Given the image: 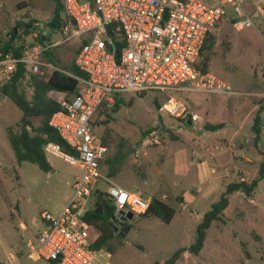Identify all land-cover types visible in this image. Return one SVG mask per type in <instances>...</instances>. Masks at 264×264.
Returning <instances> with one entry per match:
<instances>
[{"label":"rangeland","instance_id":"rangeland-1","mask_svg":"<svg viewBox=\"0 0 264 264\" xmlns=\"http://www.w3.org/2000/svg\"><path fill=\"white\" fill-rule=\"evenodd\" d=\"M59 2L62 4L64 0H0V46L10 39L18 23L35 26L27 32L23 27L18 31L17 41L25 52L41 45L38 40L41 36L47 44L57 45L47 51L48 55L47 52L40 55V71L45 75L51 72L45 64L52 61L55 66L70 71L81 46L77 39L58 45L63 39L60 28L54 29L49 23ZM243 6L249 14L256 13L249 0H243ZM60 16L64 19L63 10ZM236 20L229 10L212 29L216 40L208 73L237 94L125 93L116 113L97 114L93 118L95 132L107 140L109 151L105 160L114 157L119 148L127 154L117 174L109 178L129 191L140 192L148 201L151 197L161 200L167 194L166 202L176 210L169 224L138 214L126 220L132 225L126 238L116 236L110 244L111 250L103 249L111 253L110 264H164L180 249L186 251L175 264H264V174L260 172L264 166V40L254 28L237 31L233 26ZM256 25L262 29L259 18ZM201 61L202 58L199 64ZM24 88L31 98L33 90L29 83ZM171 96L186 103L187 118L175 119L160 110ZM22 116L10 99L0 95V264H50L27 258V244L43 229L42 213L57 215L73 197V182L82 175V170L51 153H46L51 166L49 172L34 163L17 164L8 129L17 128ZM256 119L261 130L257 142L252 126ZM38 122L39 118L35 119V124ZM210 124L222 125L220 130L225 132L221 138L227 143L220 146L219 141L212 139L211 145L210 138L202 136ZM232 130L236 131L233 143L229 137ZM204 143L211 148L208 154L215 157L228 160L233 150L238 154L235 163L241 165L243 172L235 169L231 172L233 177L223 183L242 181L243 177L249 182L261 176L262 180L252 196L247 197L241 191L230 196L223 221L211 225L203 249L193 255L189 248L195 243L202 214L210 210L223 192L212 182L205 187L195 179L197 161L194 166L190 161L194 150L202 148ZM175 151L180 153V168L174 161ZM219 163L228 166L222 159ZM108 172L104 161L103 173L108 175ZM225 172L222 169L218 175ZM189 196L192 199L184 206L181 199ZM18 252L21 253L17 255ZM104 261L102 257L96 263L104 264Z\"/></svg>","mask_w":264,"mask_h":264},{"label":"built area","instance_id":"built-area-1","mask_svg":"<svg viewBox=\"0 0 264 264\" xmlns=\"http://www.w3.org/2000/svg\"><path fill=\"white\" fill-rule=\"evenodd\" d=\"M249 1L255 14L245 10L243 0H64L60 24L63 39L58 45L72 39L80 42L82 47L74 64L85 78L45 64L50 71L77 79L79 86L71 95L51 93L61 110L52 115L49 126L74 155L63 153L51 142L44 150L78 165L82 175L74 179V195L60 213H42L43 229L28 242L27 258L55 264H97L103 257L104 264H110L111 253L91 246L93 240L85 219L92 208L94 191L107 194L119 222H125L129 213L145 214L150 201L103 173L109 148L102 135L95 132L93 118L99 112L110 113L125 93L237 94L212 74L201 73L196 64L208 33L229 10L236 16L233 26L237 31L254 28L264 40V0ZM257 18L262 29L257 28ZM54 46L38 45L21 59L6 55L0 60L3 83L11 80L18 63L25 64L30 73H38L40 55ZM160 110L175 119H185L189 114L186 103L174 96Z\"/></svg>","mask_w":264,"mask_h":264},{"label":"trees","instance_id":"trees-1","mask_svg":"<svg viewBox=\"0 0 264 264\" xmlns=\"http://www.w3.org/2000/svg\"><path fill=\"white\" fill-rule=\"evenodd\" d=\"M61 10H63V4L59 2L57 11L54 13L53 19L49 23L54 29H59L60 23L63 22L60 16ZM224 17H226V15L223 16L222 19ZM216 25L217 23L213 28ZM22 27L24 31L27 32L28 29L35 26H33L32 23H18L11 31L10 39L0 46V60L9 54L16 59H21L24 56L25 51L17 41L20 39L18 31ZM212 29L208 33L200 53L199 60L202 58V61L199 64L198 60L196 64L198 70L204 74L208 73L211 57L214 52L213 49L216 38L211 33ZM38 40L44 44L42 36ZM81 47L82 45L80 48ZM48 53L49 52L46 54L48 55ZM51 64L54 65L53 61ZM70 72L76 77L85 78V75L76 68L75 64L71 67ZM26 82L29 83L33 90L31 98H28L24 88ZM78 86L79 82L77 79L61 71H51L47 75L42 73V71L30 73L23 63L17 64L16 71L10 81L0 85V95L10 99L23 113L20 122L17 124V128L8 129L9 143L17 164L21 165L23 162H30L37 164L41 170L49 172L51 166L46 159L44 147L50 142L59 145L63 153L74 155L73 151L62 140L58 132L49 126V121L55 112L61 110L60 105L51 98V93L53 91H58L66 95H71L76 92ZM122 101V96L118 97L116 105L111 111L112 113H116L119 110ZM101 114L102 113L99 112V115ZM37 118H39V122L35 124V119ZM108 118H112L111 115H109ZM252 126L256 135L255 142H257L261 132L258 119L255 120ZM221 127L222 125L214 127H212V125H206V128L210 130H217ZM103 143L107 145V140L104 139ZM126 157L127 154L119 148L114 157L105 160L106 165L109 167L108 177H113L117 174ZM260 172L264 174L263 165L261 166ZM261 180L262 176L250 183L246 181H236L227 185L219 200L213 203L210 210L203 215L202 221L197 227L195 243L189 248L191 254L198 255L201 252L211 225L214 222L223 221L224 211L229 206L230 196L239 191L243 192L247 197L252 196ZM92 199V208L85 218L90 227V235L93 240L91 241V246L98 250H111L110 244L113 239L116 236L125 239L132 225L127 221L119 222L115 218V206L106 193L97 189L94 191ZM175 214L176 210L174 207L157 197H153L151 198L148 211L141 216L158 218L162 222L169 224ZM185 251L186 250L183 249L178 250L164 264H175ZM50 264L55 263L51 262Z\"/></svg>","mask_w":264,"mask_h":264},{"label":"crops","instance_id":"crops-1","mask_svg":"<svg viewBox=\"0 0 264 264\" xmlns=\"http://www.w3.org/2000/svg\"><path fill=\"white\" fill-rule=\"evenodd\" d=\"M43 40H44V43L47 44L45 37L43 38ZM210 125H212V124H210ZM206 129H207L205 131L206 133L205 134L202 133V136L209 137L210 139H209L208 142L210 144L212 143V139H216L217 141H219L218 144H221L220 146H222V144L227 143V141H223V139L221 138V135L225 132L224 130L217 129V130H214V132H212V130H210L208 128H206ZM208 132H210V133H208ZM235 132H236L235 130H232L231 135L229 136L232 139L231 140L232 143H233V141L236 140L235 139V135H234ZM232 143H231V145H232ZM204 148H206V149L209 148V150L207 151ZM215 149H217V147H215ZM209 151H211V148L206 143H204V146L202 148H200L199 150H194V152H193V155H194L193 157L194 158H193L192 161H190V165L191 164L193 165L195 163V161H197V166L195 167V170H194L195 179L197 181V184H199L201 186H205V187H206L207 184H208L207 187H209L210 182H212L213 184H215L217 186L218 189H220V191L223 190V192H224L226 187H227V185L230 184V182L228 181L227 183H225V182L223 183V181L225 179H227V178H232L233 177V175H231L232 174L231 172L234 171L235 169L239 173L243 172V169H242L241 165L238 164V163H235L236 162L235 158L236 159L238 158V154L236 155L234 153L236 151L233 150L231 155L230 154L228 155V158H227L228 160H225V157H218V156L215 157L213 154H208ZM175 152H177V156L175 157L174 161L177 163L176 164L177 167L180 168V164H181L180 163V153L178 151H175ZM166 159L169 160L170 157L167 155ZM221 159H222V162L226 161L228 166H226L225 164L221 165L219 163V161ZM246 160L249 161L248 158ZM237 161H238V159H237ZM222 169H226L225 175L219 176L218 173L220 171H222ZM242 181H246V182L250 183L249 180L246 177L245 178L243 177ZM231 183H233V182H231ZM215 185H213V187ZM137 191H140V190H137ZM223 192L221 193V195L223 194ZM135 193H137V192H135ZM138 193L140 194V192H138ZM201 193L203 194L204 191H201ZM166 197H167V194H163L161 200L168 204V202H166V200H165ZM191 199H192V196H189V198L183 197L181 199L182 204L184 206L188 205L187 202L189 200H191ZM202 217H203V214H202ZM20 253L21 252H18L17 255H19Z\"/></svg>","mask_w":264,"mask_h":264},{"label":"water","instance_id":"water-1","mask_svg":"<svg viewBox=\"0 0 264 264\" xmlns=\"http://www.w3.org/2000/svg\"><path fill=\"white\" fill-rule=\"evenodd\" d=\"M43 38H44V37H43ZM189 123H190V121H189ZM133 216H134L133 213H129V214L127 215V217L124 219V221L132 219Z\"/></svg>","mask_w":264,"mask_h":264}]
</instances>
